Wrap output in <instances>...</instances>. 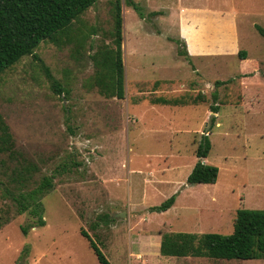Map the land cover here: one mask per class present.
<instances>
[{
	"label": "rangeland",
	"instance_id": "1",
	"mask_svg": "<svg viewBox=\"0 0 264 264\" xmlns=\"http://www.w3.org/2000/svg\"><path fill=\"white\" fill-rule=\"evenodd\" d=\"M131 1L120 0L124 98H106L90 81L89 55L113 45L115 0L84 11L60 45L36 48L67 96L32 55L0 75V114L16 149L38 167L34 181L54 175L41 226L29 227L39 215L17 213L0 189V213L11 217L0 229V264H99L81 230L112 264H264L164 256L156 242L172 231L228 234L237 210H264V0ZM185 29L201 31L210 51L180 55ZM158 97L188 104H154ZM202 134L217 180L189 184ZM172 195L167 210L150 209Z\"/></svg>",
	"mask_w": 264,
	"mask_h": 264
},
{
	"label": "trees",
	"instance_id": "2",
	"mask_svg": "<svg viewBox=\"0 0 264 264\" xmlns=\"http://www.w3.org/2000/svg\"><path fill=\"white\" fill-rule=\"evenodd\" d=\"M98 0H0V75L16 64L23 56L32 55L39 61L36 48L42 41H50L60 45L62 36L68 26ZM132 6L133 2L127 0ZM113 16V45L103 43L89 55L94 73L91 84L104 97L122 99L125 96L124 67L122 61V15L120 0H115ZM94 31V30H93ZM264 35V31L260 30ZM91 38V37H90ZM180 43V39H176ZM178 53L190 60L184 41ZM244 54V53H243ZM43 64V63H42ZM44 65V64H43ZM45 72L51 82L52 90L57 94L67 96L69 89L56 79L48 67ZM226 81H216L223 84ZM216 96L214 95V99ZM163 104L185 105V99H154ZM197 98H193L196 102ZM219 106L214 100L211 111L217 113ZM214 121L215 117L211 116ZM211 148L207 134H202L196 147L195 162L187 176L189 184H213L217 180L218 168L206 163ZM13 163V165L7 164ZM8 169H10L8 171ZM38 167L29 161L14 144L9 126L0 114V189L5 198L12 201L17 213H28L37 222L29 227L43 225V204L41 196L53 188L54 175H43L39 181H34V173ZM175 200L172 195L160 205L152 206L153 211H165ZM7 212V211H6ZM10 216L0 213V229L9 222ZM28 227L22 226L27 232ZM81 234L88 240L89 247L94 251L99 264H112L102 252L97 243L85 231ZM160 253L164 256H203L213 259H259L264 257V210L242 208L237 210L231 233L217 232L190 233L181 231L164 232L161 234Z\"/></svg>",
	"mask_w": 264,
	"mask_h": 264
},
{
	"label": "crops",
	"instance_id": "3",
	"mask_svg": "<svg viewBox=\"0 0 264 264\" xmlns=\"http://www.w3.org/2000/svg\"><path fill=\"white\" fill-rule=\"evenodd\" d=\"M180 36H181L180 38H182L185 41V44H186L185 47H187L186 50L192 57H193V55L196 56V55H201V54H207L210 51V47L208 45V41L204 40L205 38H204L203 33L201 31L195 30V31H191L190 32L189 30L185 29V30H182L180 32ZM190 42L193 44V50H191L190 47H189L190 46ZM113 98H116V97H113ZM162 98H164V97H162ZM154 99H157V98H154ZM154 99L152 101L154 104L162 103V102L158 103L157 101L154 102L155 101ZM167 99H170V98H167ZM171 99H175V98H171ZM166 105H169V104H166ZM173 106H176V105H173ZM117 215L120 217L119 214H117ZM160 241H161V234L158 235V241H156L157 244H158L159 252H160ZM131 254H132V252H131ZM135 256H136L137 259L138 258H140V260L144 259V255L142 254V252H140V253L136 252ZM140 264H143V261H140Z\"/></svg>",
	"mask_w": 264,
	"mask_h": 264
},
{
	"label": "water",
	"instance_id": "4",
	"mask_svg": "<svg viewBox=\"0 0 264 264\" xmlns=\"http://www.w3.org/2000/svg\"><path fill=\"white\" fill-rule=\"evenodd\" d=\"M120 216H124V213H122V214H119Z\"/></svg>",
	"mask_w": 264,
	"mask_h": 264
}]
</instances>
